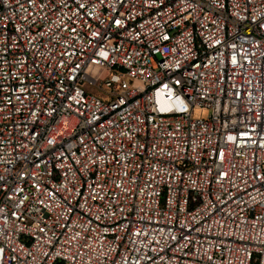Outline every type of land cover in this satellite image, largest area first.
Instances as JSON below:
<instances>
[{
  "label": "built area",
  "instance_id": "2783aa9c",
  "mask_svg": "<svg viewBox=\"0 0 264 264\" xmlns=\"http://www.w3.org/2000/svg\"><path fill=\"white\" fill-rule=\"evenodd\" d=\"M0 264H264V0H0Z\"/></svg>",
  "mask_w": 264,
  "mask_h": 264
},
{
  "label": "rangeland",
  "instance_id": "374dc122",
  "mask_svg": "<svg viewBox=\"0 0 264 264\" xmlns=\"http://www.w3.org/2000/svg\"><path fill=\"white\" fill-rule=\"evenodd\" d=\"M208 113H209L208 111L195 110L194 116L195 117L206 116Z\"/></svg>",
  "mask_w": 264,
  "mask_h": 264
}]
</instances>
